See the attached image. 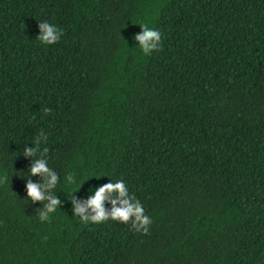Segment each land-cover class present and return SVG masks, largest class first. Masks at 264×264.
<instances>
[{"label":"trees","instance_id":"1","mask_svg":"<svg viewBox=\"0 0 264 264\" xmlns=\"http://www.w3.org/2000/svg\"><path fill=\"white\" fill-rule=\"evenodd\" d=\"M41 132L43 222L23 155ZM118 180L149 234L73 215ZM0 264H264V0H0Z\"/></svg>","mask_w":264,"mask_h":264},{"label":"clouds","instance_id":"2","mask_svg":"<svg viewBox=\"0 0 264 264\" xmlns=\"http://www.w3.org/2000/svg\"><path fill=\"white\" fill-rule=\"evenodd\" d=\"M39 36L37 40L43 45H54L58 43L63 32L48 22H41L38 25ZM141 32L134 36L138 46L144 55H151L153 51H159L161 45V32L149 28L146 24L140 26ZM45 115L51 113L52 109L43 108ZM46 143L47 136L41 132L35 139V147H25L24 157L32 159V166L29 169L30 178L26 181L27 197L32 203L41 202L44 206L38 212L40 221H48L50 215L55 213L60 207V200L54 193V189L59 183V177L56 172L48 166L46 147L41 151V141ZM38 157V158H36ZM40 176L41 182L34 183L32 176ZM65 180L68 184H74L75 178L69 173ZM72 212L80 218L81 222L100 224L108 220L119 221L128 225L138 233L149 234V229L153 223L151 217L145 215L144 208L135 195H130L129 189L123 180L115 183L109 182L95 190L94 196L86 201H79L71 197ZM105 203L112 205L111 210L105 208Z\"/></svg>","mask_w":264,"mask_h":264}]
</instances>
